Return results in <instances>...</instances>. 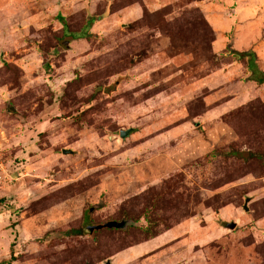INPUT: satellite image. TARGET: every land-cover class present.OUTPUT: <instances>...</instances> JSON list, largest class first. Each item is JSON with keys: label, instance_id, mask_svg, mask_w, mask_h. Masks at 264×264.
Wrapping results in <instances>:
<instances>
[{"label": "rangeland", "instance_id": "obj_1", "mask_svg": "<svg viewBox=\"0 0 264 264\" xmlns=\"http://www.w3.org/2000/svg\"><path fill=\"white\" fill-rule=\"evenodd\" d=\"M0 264H264V0H0Z\"/></svg>", "mask_w": 264, "mask_h": 264}, {"label": "water", "instance_id": "obj_2", "mask_svg": "<svg viewBox=\"0 0 264 264\" xmlns=\"http://www.w3.org/2000/svg\"><path fill=\"white\" fill-rule=\"evenodd\" d=\"M63 152H65V150H63ZM244 208H245V206H244ZM124 224H125L124 221H114V220H110V221H106V222H104L102 224L96 225V226H94V228H100V227H121ZM108 262L109 261H107V263Z\"/></svg>", "mask_w": 264, "mask_h": 264}, {"label": "trees", "instance_id": "obj_3", "mask_svg": "<svg viewBox=\"0 0 264 264\" xmlns=\"http://www.w3.org/2000/svg\"><path fill=\"white\" fill-rule=\"evenodd\" d=\"M93 18L92 17H89L88 21L90 22Z\"/></svg>", "mask_w": 264, "mask_h": 264}]
</instances>
